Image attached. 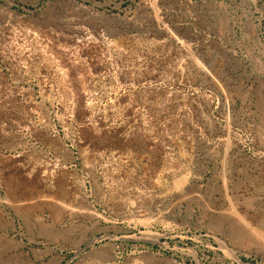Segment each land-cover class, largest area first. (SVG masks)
Returning a JSON list of instances; mask_svg holds the SVG:
<instances>
[{"label": "rangeland", "instance_id": "obj_1", "mask_svg": "<svg viewBox=\"0 0 264 264\" xmlns=\"http://www.w3.org/2000/svg\"><path fill=\"white\" fill-rule=\"evenodd\" d=\"M0 264H264V0H0Z\"/></svg>", "mask_w": 264, "mask_h": 264}]
</instances>
